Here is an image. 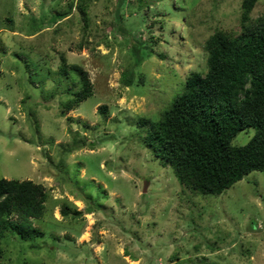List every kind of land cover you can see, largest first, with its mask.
<instances>
[{
	"label": "rangeland",
	"instance_id": "obj_1",
	"mask_svg": "<svg viewBox=\"0 0 264 264\" xmlns=\"http://www.w3.org/2000/svg\"><path fill=\"white\" fill-rule=\"evenodd\" d=\"M241 1L0 0V179L48 196L33 220L44 236L5 232L1 264H264V173L200 196L142 146L138 125L206 72L211 34H239ZM261 17L257 0L248 22ZM73 66L93 93L67 111Z\"/></svg>",
	"mask_w": 264,
	"mask_h": 264
},
{
	"label": "trees",
	"instance_id": "obj_2",
	"mask_svg": "<svg viewBox=\"0 0 264 264\" xmlns=\"http://www.w3.org/2000/svg\"><path fill=\"white\" fill-rule=\"evenodd\" d=\"M256 2L241 1L239 34L216 30L206 39L205 73L191 72L158 120H138L142 146L171 169L183 188L200 196H218L250 173H264V17L248 22ZM70 70L79 86L66 90L71 95L62 103L67 111L93 93L87 73L77 66ZM59 71L67 73L64 65ZM248 128L254 130L249 141L233 145ZM77 143L72 141L73 148L84 142ZM47 199L41 184L0 179V260L5 232L24 241L44 236L33 220L42 218ZM61 213L67 216L70 207L64 205Z\"/></svg>",
	"mask_w": 264,
	"mask_h": 264
}]
</instances>
